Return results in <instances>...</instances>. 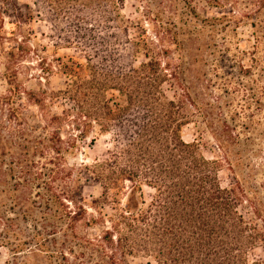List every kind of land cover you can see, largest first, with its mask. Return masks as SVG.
I'll return each mask as SVG.
<instances>
[{
    "label": "trees",
    "instance_id": "16d2710c",
    "mask_svg": "<svg viewBox=\"0 0 264 264\" xmlns=\"http://www.w3.org/2000/svg\"><path fill=\"white\" fill-rule=\"evenodd\" d=\"M6 14L0 6L2 42ZM133 46L145 62L120 73L90 58L88 65L59 60L66 88L28 94L50 133L0 132V244L15 264H131L137 257L158 264H262L250 263L249 253L264 242V212L239 178L221 187L222 161L204 156L201 139L184 141L190 110L186 97H166L169 64L160 58L167 53ZM113 91L119 100L109 96ZM57 101L59 114L51 110ZM115 129L114 150L103 161L67 167L81 144ZM218 146L232 170L224 143ZM83 172L101 184L102 196L90 205L98 216H88ZM143 186L154 190L150 203ZM105 206L111 216L103 214ZM99 226L98 234L89 233Z\"/></svg>",
    "mask_w": 264,
    "mask_h": 264
},
{
    "label": "rangeland",
    "instance_id": "374dc122",
    "mask_svg": "<svg viewBox=\"0 0 264 264\" xmlns=\"http://www.w3.org/2000/svg\"><path fill=\"white\" fill-rule=\"evenodd\" d=\"M56 3L0 0L7 13L4 40H0V132L13 137L19 129L36 136L50 133L28 94L66 88L67 78L57 71L59 60L88 65L90 58L101 69L120 73L145 62L142 56L135 58L133 45L147 43L158 53H167L160 58L162 66L169 64L163 86L167 99L186 97L192 123L183 128L184 141L201 139L204 156L222 161L218 174L221 187L228 188L239 178L264 212V0ZM70 6L76 9L66 12ZM18 18L22 28L16 26ZM112 95L120 99L118 92ZM51 110L61 113L60 102ZM118 133L115 129L97 136L94 142L89 138L68 156L67 167L103 161L114 150V134ZM219 140L233 163L232 170L224 162ZM83 178L87 180L82 189L88 216H98L90 205L102 196L101 184L87 172ZM143 191L150 203L154 190L143 186ZM103 214L111 216V206H105ZM102 229L99 226L89 233L98 234ZM249 260L264 264V242L250 251ZM0 264H15L10 250L1 244ZM131 264L158 263L137 257Z\"/></svg>",
    "mask_w": 264,
    "mask_h": 264
}]
</instances>
